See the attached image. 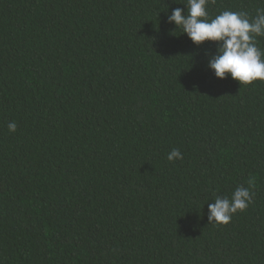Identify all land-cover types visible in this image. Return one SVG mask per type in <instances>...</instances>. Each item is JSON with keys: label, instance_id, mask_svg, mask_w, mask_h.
Returning <instances> with one entry per match:
<instances>
[{"label": "trees", "instance_id": "obj_1", "mask_svg": "<svg viewBox=\"0 0 264 264\" xmlns=\"http://www.w3.org/2000/svg\"><path fill=\"white\" fill-rule=\"evenodd\" d=\"M175 7L0 0V264H264V81L215 77ZM250 180L252 203L209 222Z\"/></svg>", "mask_w": 264, "mask_h": 264}, {"label": "clouds", "instance_id": "obj_2", "mask_svg": "<svg viewBox=\"0 0 264 264\" xmlns=\"http://www.w3.org/2000/svg\"><path fill=\"white\" fill-rule=\"evenodd\" d=\"M184 8L175 7L166 14V23L181 29L195 45L208 41L215 44V51L207 60V68L219 79L230 77L239 84L264 81V48L260 40L264 38V7H257L255 14L246 11L223 10L211 16L208 5L215 0H174ZM10 132H15L17 124L10 121ZM168 161L183 159L179 149L173 148L167 155ZM249 187L237 186L231 196L216 195L208 204L207 219L218 224L228 223L238 210L244 211L252 203L254 192Z\"/></svg>", "mask_w": 264, "mask_h": 264}]
</instances>
